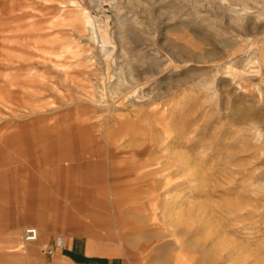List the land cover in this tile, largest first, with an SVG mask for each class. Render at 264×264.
<instances>
[{
  "label": "rangeland",
  "instance_id": "1",
  "mask_svg": "<svg viewBox=\"0 0 264 264\" xmlns=\"http://www.w3.org/2000/svg\"><path fill=\"white\" fill-rule=\"evenodd\" d=\"M74 1L0 0V244L264 264V0Z\"/></svg>",
  "mask_w": 264,
  "mask_h": 264
},
{
  "label": "crops",
  "instance_id": "2",
  "mask_svg": "<svg viewBox=\"0 0 264 264\" xmlns=\"http://www.w3.org/2000/svg\"><path fill=\"white\" fill-rule=\"evenodd\" d=\"M3 62L0 61V70L3 69ZM0 88H3V84H0ZM4 106V105H3ZM8 135L1 136L0 144L4 142L3 138ZM27 227H34L28 225ZM25 227V228H27ZM37 227V228H36ZM37 229V239L32 243H25L22 240H13L11 243L0 244V264H109L107 257H110L109 249H96L92 242H88L85 247V252L80 254L76 251L58 252L50 259V261L45 260V257H41L42 254L46 255L47 252L45 248L51 250V247H43L46 243L40 240L41 228L36 226ZM24 228V229H25ZM47 232V230H45ZM57 243L60 245L62 243V238L57 239ZM41 253V255L38 253ZM53 251V249H52ZM53 254V253H52ZM51 254V255H52Z\"/></svg>",
  "mask_w": 264,
  "mask_h": 264
},
{
  "label": "bare ground",
  "instance_id": "3",
  "mask_svg": "<svg viewBox=\"0 0 264 264\" xmlns=\"http://www.w3.org/2000/svg\"><path fill=\"white\" fill-rule=\"evenodd\" d=\"M59 4V3H58ZM59 5H62V4H59ZM67 5L70 7V8H76V6H77V2L76 1H74V0H68V2H67ZM61 7L59 6V9H60ZM62 10V9H61ZM72 10V9H71ZM67 13H69V12H67ZM15 15V14H14ZM79 15H84V14H79ZM78 15V16H79ZM83 18V23H84V25H85V27L86 28H88V29H90V31H91V38H90V40H92V41H94V40H96V34H95V32H94V26H93V23H92V21H91V19H88L85 15H84V17H82ZM74 19H77V18H74ZM101 39H103V38H101ZM13 42V41H12ZM6 64V63H5ZM11 64V63H10ZM13 64V63H12ZM3 65V64H2ZM5 66L6 65H4L3 67L5 68ZM9 67V66H8ZM7 67V68H8ZM114 87V86H113ZM110 91V90H109ZM111 92V94H114V95H116L117 93L119 94L120 92H117V90L116 91H113V89L110 91ZM127 94H129V93H127ZM133 95V94H132ZM124 96V95H123ZM108 137V136H107ZM116 138V137H115ZM134 138V137H133ZM107 139V138H106ZM113 141V140H112ZM111 141V142H112ZM106 142V141H105ZM110 142V141H109ZM114 143V142H113ZM118 143V142H117ZM108 147V146H107ZM115 151V150H114ZM241 254V253H240ZM214 258V257H213Z\"/></svg>",
  "mask_w": 264,
  "mask_h": 264
},
{
  "label": "built area",
  "instance_id": "4",
  "mask_svg": "<svg viewBox=\"0 0 264 264\" xmlns=\"http://www.w3.org/2000/svg\"><path fill=\"white\" fill-rule=\"evenodd\" d=\"M37 229L34 227H27L23 230V241L25 243H32L37 239ZM47 254L51 255L52 250H48Z\"/></svg>",
  "mask_w": 264,
  "mask_h": 264
}]
</instances>
